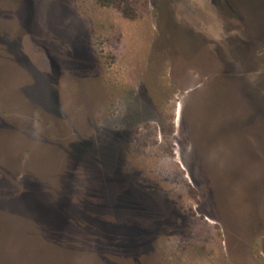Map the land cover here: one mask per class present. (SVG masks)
<instances>
[{"label": "rangeland", "instance_id": "374dc122", "mask_svg": "<svg viewBox=\"0 0 264 264\" xmlns=\"http://www.w3.org/2000/svg\"><path fill=\"white\" fill-rule=\"evenodd\" d=\"M228 9L264 26V0H0V264H264V65L226 64Z\"/></svg>", "mask_w": 264, "mask_h": 264}, {"label": "flooded vegetation", "instance_id": "af4514ba", "mask_svg": "<svg viewBox=\"0 0 264 264\" xmlns=\"http://www.w3.org/2000/svg\"><path fill=\"white\" fill-rule=\"evenodd\" d=\"M228 11L230 10L228 9ZM215 17L223 18L228 23L221 27L223 32H219L222 36L220 42L225 45L228 51L226 64L248 65L250 67L257 63L264 65V26L258 25V19L254 18V14L235 10L230 11L225 17L216 12ZM193 36L195 47L198 49L203 41H207V38L201 34H193Z\"/></svg>", "mask_w": 264, "mask_h": 264}]
</instances>
